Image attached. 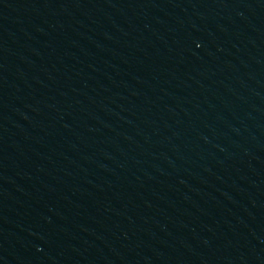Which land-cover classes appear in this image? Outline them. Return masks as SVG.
<instances>
[{"label":"water","instance_id":"obj_1","mask_svg":"<svg viewBox=\"0 0 264 264\" xmlns=\"http://www.w3.org/2000/svg\"><path fill=\"white\" fill-rule=\"evenodd\" d=\"M0 264H264V0H0Z\"/></svg>","mask_w":264,"mask_h":264}]
</instances>
